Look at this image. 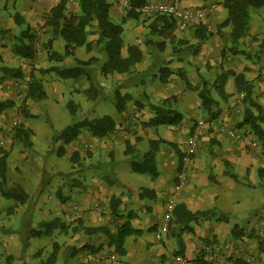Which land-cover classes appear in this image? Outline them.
I'll return each instance as SVG.
<instances>
[{"label":"crops","instance_id":"obj_1","mask_svg":"<svg viewBox=\"0 0 264 264\" xmlns=\"http://www.w3.org/2000/svg\"><path fill=\"white\" fill-rule=\"evenodd\" d=\"M106 1L109 20L123 27V55L129 46H138L142 60L128 73H114L103 81L99 76L107 91L103 98L117 108L118 90L130 100L121 112L116 109L114 115L94 117L92 107L99 110V105H88L86 98L77 104L79 119L109 116L115 120V131L97 138L88 127H81L77 137L65 144L62 133L70 123L58 132L59 138L54 134L41 144L44 151H54L59 163L40 160L7 166V185L23 187L28 200L20 204L0 196V264H193L200 255L212 264H233L235 259L264 264V254L259 250L264 237V142L250 125L239 126L246 105L233 76L243 75L253 87L254 100L264 107V46L257 58L253 56L264 41V6L250 10L249 35L234 44L233 25L220 27L229 17L225 0ZM142 3H175L180 8L214 6L201 26V33L207 37H198L200 27L179 31L175 26L164 34L151 32L153 22L145 18L155 17H142L132 9ZM54 6L53 0H0V28L4 32L17 30L22 24L27 29L39 28ZM68 9L79 11L78 3L71 0ZM42 26L41 32H46L42 39L50 38L51 31ZM21 35L25 37L24 32ZM54 43L55 51L62 53L64 41ZM7 50H0L5 66L19 68L23 74V69L30 67L29 79L31 73L35 75V68L40 72L52 66L48 59H41L48 53L45 50L34 53L40 54L39 59L16 55L13 60ZM98 57L105 59L104 53ZM222 74H228L225 98L216 90ZM57 81H44L45 99L55 107L54 89H62ZM203 82L217 102L216 117L202 109L199 92ZM84 88L75 91L81 94ZM164 101L183 115L181 124L144 126L155 115L151 106H161ZM197 121L205 125L198 126ZM261 128L264 131V124ZM192 135L197 137L193 149L188 145ZM159 139L172 145L159 146L158 177L132 171L133 157L141 158L150 141ZM53 142L58 148L51 145ZM127 142L133 150L130 155L126 153ZM62 161L69 163L70 173H65L68 169L63 168ZM66 179L70 182L65 183ZM112 198L118 200L117 216L112 213ZM170 201L174 203L172 211ZM181 204L192 212L209 214L197 222L178 225L174 210ZM126 221L141 234L125 238L124 254L117 252L106 234L93 231L105 228L114 237L117 227ZM163 228L167 230L163 232ZM233 229L239 238L233 236Z\"/></svg>","mask_w":264,"mask_h":264},{"label":"trees","instance_id":"obj_2","mask_svg":"<svg viewBox=\"0 0 264 264\" xmlns=\"http://www.w3.org/2000/svg\"><path fill=\"white\" fill-rule=\"evenodd\" d=\"M71 0H64L62 3L54 6L46 19L45 27L51 31L50 38L47 40L46 49L48 51V59L50 62L64 63L71 60L70 64L63 67L52 65L50 68L42 70L40 73H55L62 79L79 80L85 78L87 83L83 90L84 95L93 102H99L103 99L104 87L98 82L99 76L107 77L114 73L123 74L128 73L131 69L142 60V51L138 46H129L127 48V55H123L124 41L122 24H115L109 20L110 5L106 0H75L78 3L79 11L73 12L68 9V4ZM225 8L228 10L229 17L220 27H225L228 24L233 25L231 37L233 43L236 44L240 39L249 35V18L250 10L258 9L264 6V0H225ZM129 16L136 15L129 13ZM18 22V21H17ZM19 23V22H18ZM161 28H160V27ZM176 24L168 17H155L151 24V32L165 33L169 29L175 28ZM203 28L197 29V35L201 40H204L207 35L201 33ZM24 36L29 43L22 42L23 37H20L21 43H16L15 53L24 59H33L35 51L33 43L36 37L30 35L28 30L24 31ZM96 36L93 41L90 37ZM63 40L64 50L62 53L52 51L54 42ZM99 47L100 52L104 53L105 59L92 56L88 60H81L75 57L77 48L85 47L88 51L92 50V44ZM2 75H9L15 78H22L23 73L19 68L2 67ZM229 74V73H228ZM228 74H222L219 77V85L216 90L222 98H225L224 83ZM164 76V74L162 75ZM236 81V88L239 93L243 94V102L246 105L244 119L239 126L250 125L258 139L264 142V131L261 124H264V107L257 103L253 98V87L250 82L246 81L244 76L233 74ZM183 80L186 81L184 76ZM27 98L34 100H41L46 97L41 81L31 73L30 79L27 83ZM199 97L202 101V109L211 117H216L217 113L214 108L217 102L211 95V90L206 83L203 82V87L199 92ZM115 99L117 102V110L121 112L127 102L130 100L129 95H123L120 91L115 92ZM14 101L11 99L0 100V116L7 110L14 106ZM77 105L74 102H69L68 107L70 112L76 119ZM151 109L155 115L148 122L144 123L147 127L158 126H178L183 120V115L176 109L167 106V101L161 106L152 105ZM25 116H30L23 109ZM22 127V126H21ZM81 127H88L89 131L94 137L102 138L109 133L115 131L116 123L112 117L104 116L101 119L89 121L87 119L73 120L72 125L67 127L63 133L62 138L65 144L72 142L78 135ZM31 130L23 128L18 129L16 136L23 139L25 143L29 144V136ZM162 143H168L163 139L153 140L149 143V149L142 157L134 156L131 161L132 171L136 173L148 174L152 179L158 177L156 155L159 146ZM172 145V143H168ZM175 148V146H173ZM133 150L130 143L127 142V154H132ZM7 156V155H6ZM6 158L0 159V195L3 198L14 200L17 203L24 204L28 200V195L19 185L8 186L6 177ZM118 200L112 198L111 209L112 213L117 216ZM208 212H192L184 205H178L174 210V222L178 225H188L192 222H197L201 217H205ZM96 232H103L114 243L119 254H124V241L127 236L134 234H141L132 228L131 224L126 221L123 225L117 227V233L113 237L110 231L105 228L93 229ZM233 236L239 238L241 235L233 229ZM259 250L264 254V237L259 243ZM54 260V255L51 256L50 261ZM193 264H212L205 259L203 255L198 256ZM233 264H247L242 259H235Z\"/></svg>","mask_w":264,"mask_h":264},{"label":"rangeland","instance_id":"obj_3","mask_svg":"<svg viewBox=\"0 0 264 264\" xmlns=\"http://www.w3.org/2000/svg\"><path fill=\"white\" fill-rule=\"evenodd\" d=\"M108 1L112 2V0H108ZM8 9L10 10L11 8L9 7ZM46 19L43 25V18H42V23L40 22L41 24L39 28H35L36 26H32V28L27 29L26 24L20 25V28L19 29L17 28V30L12 29V30H7L5 32L3 29L0 28V50L6 51L8 49L7 52L9 51L10 53L9 58L11 60L15 59L17 55L14 51L15 45L16 43H21L20 37L22 36L21 35L22 32L28 30V33L30 35L36 37V41L33 43V49L35 53H39V51L42 50L47 51L45 43H47V40L49 38L48 39L45 38L43 40L42 39L43 34H45L46 32L44 31L41 32L42 31L41 26L43 25L42 28L45 27ZM154 19L155 18H149V19L145 18V20L149 23H152ZM96 38H97L96 36L90 37V40L94 41ZM22 42H25L26 44L29 43L26 37H23ZM54 46L55 43L53 45L52 51H55ZM263 46H264V41L262 42V44H259L258 49H256L255 52L253 53L254 58H257V55L259 54V48H263ZM101 53L102 52H100L99 47H97L93 42L91 51H88L85 47H82L81 50H79L78 54L75 53V57H77L78 55L77 58L80 59L79 57L81 55L84 56L86 54L87 55L93 54V56L98 57ZM35 56L34 58L36 59L40 58V54H38L36 57ZM48 56L49 54L47 53V55L42 56L41 59L44 58L47 60ZM70 62L71 60L64 63H59L56 61L50 63L52 65L63 67L66 64L67 65L70 64ZM5 65H6L5 61H3V59L0 56V100L11 99L12 101H14L15 104L12 108L7 109L0 116V159L3 157L6 158L7 166L11 164L15 165L16 163V165L20 167L22 166L21 164L24 165L25 162H26L25 164L28 165V162L35 163L40 160L45 161L47 164L52 163L56 165L59 162L54 151L52 150L49 152L44 151L45 147L42 145L43 143H45L46 139L49 136L56 134V137L59 138L60 133L58 132L66 128V126L72 123L73 120L79 119L80 113L77 114L76 112L77 114L76 119H74L73 114L70 112L69 108L67 107L69 102H74L77 105L78 103L82 104L86 100L87 97L84 95V93L80 94L79 92L75 91L77 88L83 89L84 86L87 85V83L85 82V78H81L79 80L59 78L57 81L56 79L58 76L55 73L41 74L39 72V68H35L36 78L42 82L43 89H46L45 85L48 82H55V81H57V85L59 87H62V89L60 88L58 90L54 89V95L58 99L57 100L55 98L56 101L58 102L57 107H55V104H52L49 101V99L46 100L45 98H43L41 100H34L27 98L26 89H27V83L29 81V73L31 69L29 65H28L29 70L23 69L24 74L22 78H15L9 75H2L1 69L2 67H6ZM41 69L45 70L43 68ZM100 78H101L100 80L103 81V79L106 77L101 76ZM100 80L98 78V82L101 84ZM44 81L46 82V84H44ZM104 95L105 97H107V91L104 92ZM95 103L99 105L98 107L100 109L96 110L95 107H92L91 111L94 117H100L103 115L111 116L114 115L117 111L116 110L117 108L114 107L115 105L111 103L108 99L103 98L101 101ZM92 104L93 101L89 100L88 105L92 106ZM23 109L30 116H25L23 113ZM86 109L88 112L90 111L89 107ZM203 116L207 117L208 115L206 113H203ZM197 125H198V121H197ZM19 127L25 130H31V135L29 136L30 145L25 143L23 139H20L19 136H16ZM37 141L40 142L37 144L36 143ZM52 144L53 146H56L55 148H58L57 147L58 143L56 144L53 142L51 143V145ZM61 164H65L63 168L66 170L68 169V172H65L66 174L71 172V166L67 161L64 162L62 161ZM17 171L19 173L18 169ZM48 173L49 175L48 174L46 175L50 176L51 171H48ZM134 175L136 176V174ZM48 179L49 178H46V181H48ZM69 182L70 180L68 179L65 180V183H69Z\"/></svg>","mask_w":264,"mask_h":264},{"label":"built area","instance_id":"obj_4","mask_svg":"<svg viewBox=\"0 0 264 264\" xmlns=\"http://www.w3.org/2000/svg\"><path fill=\"white\" fill-rule=\"evenodd\" d=\"M64 0H53V2L58 5ZM134 13L142 17H161L165 16L170 18L175 24L179 31H186L192 28L201 27L205 20L208 18L209 14L215 10L214 6H201V7H190V8H180L175 3H142L135 5L133 8ZM264 80V74L261 75ZM205 125L204 121H199L198 126ZM188 145L191 149L195 148L197 145V137L192 135L188 138ZM185 161L188 162L189 158L186 157ZM180 187H177V190ZM169 211L174 209L173 201L169 202ZM163 228V232L166 231Z\"/></svg>","mask_w":264,"mask_h":264}]
</instances>
